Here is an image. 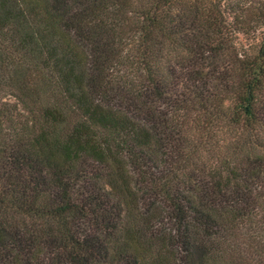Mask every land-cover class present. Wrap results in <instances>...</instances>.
I'll return each instance as SVG.
<instances>
[{"label": "trees", "instance_id": "obj_1", "mask_svg": "<svg viewBox=\"0 0 264 264\" xmlns=\"http://www.w3.org/2000/svg\"><path fill=\"white\" fill-rule=\"evenodd\" d=\"M0 264H264V0H0Z\"/></svg>", "mask_w": 264, "mask_h": 264}]
</instances>
